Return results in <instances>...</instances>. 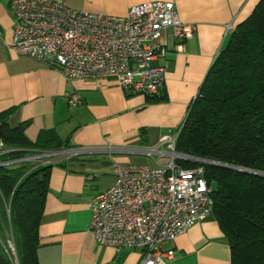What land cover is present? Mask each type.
<instances>
[{
	"label": "crops",
	"instance_id": "crops-1",
	"mask_svg": "<svg viewBox=\"0 0 264 264\" xmlns=\"http://www.w3.org/2000/svg\"><path fill=\"white\" fill-rule=\"evenodd\" d=\"M9 1L0 0L3 121L10 127L26 123L23 131L32 142L48 146L58 142L60 148L76 149L49 161L48 189L38 227V262L139 264L141 250L115 249L97 242L89 229L90 201L113 183L115 163L156 165L157 156L146 149L182 125L215 55L228 39L226 25L235 27L259 0H169L179 19L195 23L197 29L182 43L181 51L169 30L162 35L167 51L153 64H165L166 72L156 96L130 92L109 78H66L43 61L15 53L9 46L14 27ZM144 1L149 0H66L72 8L111 15H124L131 5ZM74 92L80 102L70 106L68 99ZM108 142L119 151H107ZM40 163L24 162L31 168ZM164 247L174 251L167 264H230V247L211 215Z\"/></svg>",
	"mask_w": 264,
	"mask_h": 264
},
{
	"label": "built area",
	"instance_id": "built-area-1",
	"mask_svg": "<svg viewBox=\"0 0 264 264\" xmlns=\"http://www.w3.org/2000/svg\"><path fill=\"white\" fill-rule=\"evenodd\" d=\"M9 5L14 19L9 46L15 53L43 61L66 78H109L123 89L147 96L159 95L164 84L165 64H153L167 51L162 35L169 30L181 51L197 29L195 23L179 19L169 0L137 3L124 15L72 8L66 0H10ZM233 29L226 25L227 32ZM79 102L78 93L69 96L70 106ZM181 126L146 149L157 156L156 165L115 163L113 183L90 201L89 229L97 242L141 250L139 264H167L174 251L164 244L212 212L203 166L182 165L210 160L175 150ZM107 144V151H119ZM75 150H31L18 158L0 159V166L29 160L49 164L54 156ZM12 151L0 140V156Z\"/></svg>",
	"mask_w": 264,
	"mask_h": 264
},
{
	"label": "trees",
	"instance_id": "trees-1",
	"mask_svg": "<svg viewBox=\"0 0 264 264\" xmlns=\"http://www.w3.org/2000/svg\"><path fill=\"white\" fill-rule=\"evenodd\" d=\"M4 117L0 113V121ZM25 124L0 122V140L13 148L0 159L62 146L55 137L54 146L30 141ZM175 150L262 173L182 162L204 168L211 216L230 247V264H264V0L230 31L215 55L188 107ZM50 167L0 166V264H39L38 227Z\"/></svg>",
	"mask_w": 264,
	"mask_h": 264
},
{
	"label": "water",
	"instance_id": "water-1",
	"mask_svg": "<svg viewBox=\"0 0 264 264\" xmlns=\"http://www.w3.org/2000/svg\"><path fill=\"white\" fill-rule=\"evenodd\" d=\"M210 163H214V164H218V165H222V166H226V167H230V168H234V169H240V170L250 171L248 169H244V168H240V167L232 166V165H227V164H224V163H221V162H216V161H213V160H210ZM250 172L255 173V174H262V173H259L257 171H250Z\"/></svg>",
	"mask_w": 264,
	"mask_h": 264
},
{
	"label": "rangeland",
	"instance_id": "rangeland-1",
	"mask_svg": "<svg viewBox=\"0 0 264 264\" xmlns=\"http://www.w3.org/2000/svg\"><path fill=\"white\" fill-rule=\"evenodd\" d=\"M158 62L159 61H156V62H154L155 64H158ZM162 62V61H161ZM1 121H3V119L1 120ZM0 121V122H1ZM179 133V132H178ZM2 142V141H1ZM3 143V142H2ZM21 162H17V163H15L14 165H19ZM24 163V162H23ZM210 164H214V163H210ZM214 165H218V164H214ZM222 166V165H221ZM12 244V243H11ZM12 247V250H14V248H13V246H11Z\"/></svg>",
	"mask_w": 264,
	"mask_h": 264
}]
</instances>
